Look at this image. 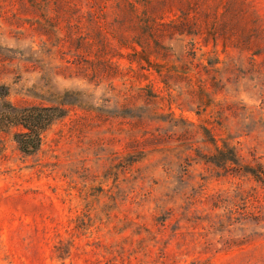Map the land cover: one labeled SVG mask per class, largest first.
<instances>
[{
	"label": "rangeland",
	"instance_id": "374dc122",
	"mask_svg": "<svg viewBox=\"0 0 264 264\" xmlns=\"http://www.w3.org/2000/svg\"><path fill=\"white\" fill-rule=\"evenodd\" d=\"M0 264H264V0H0Z\"/></svg>",
	"mask_w": 264,
	"mask_h": 264
},
{
	"label": "trees",
	"instance_id": "16d2710c",
	"mask_svg": "<svg viewBox=\"0 0 264 264\" xmlns=\"http://www.w3.org/2000/svg\"><path fill=\"white\" fill-rule=\"evenodd\" d=\"M13 112L8 113L9 120L20 122V125L25 130L19 134H16V142L18 143L19 150L26 154H35L37 153L42 145V131L44 127L42 126L44 123V118L42 115V110H38L36 108H29L19 110L14 108ZM16 110V111H15ZM19 110V111H18ZM223 152L219 151L218 158H220V162L223 165H226L229 160H221ZM214 164H217L213 162ZM61 246V245H60ZM56 253L58 258L62 259L63 250L61 247H56Z\"/></svg>",
	"mask_w": 264,
	"mask_h": 264
}]
</instances>
